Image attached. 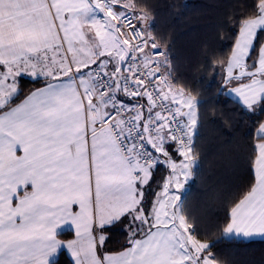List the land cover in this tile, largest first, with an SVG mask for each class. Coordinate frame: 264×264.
I'll return each instance as SVG.
<instances>
[{"label": "snow or ice", "instance_id": "1", "mask_svg": "<svg viewBox=\"0 0 264 264\" xmlns=\"http://www.w3.org/2000/svg\"><path fill=\"white\" fill-rule=\"evenodd\" d=\"M231 23L223 83L255 111L264 0ZM171 55L127 0H0V264H59L63 250L73 264H217L177 194L194 174L199 114L170 79ZM24 76L43 87L17 103ZM257 137L254 183L223 234L264 236V123ZM161 157L171 175L149 201ZM125 222L128 247L106 254ZM62 225L74 239H58Z\"/></svg>", "mask_w": 264, "mask_h": 264}, {"label": "trees", "instance_id": "2", "mask_svg": "<svg viewBox=\"0 0 264 264\" xmlns=\"http://www.w3.org/2000/svg\"><path fill=\"white\" fill-rule=\"evenodd\" d=\"M136 11L147 13L149 31L158 44L170 48V70L175 87L198 100L199 123L194 137L197 158L188 189H181L183 212L197 238L213 243L217 264H264V239L226 238L230 209L254 183V145L264 123V107L255 111L223 92L225 66L236 39L231 21L250 12L256 0H127ZM43 85L29 77L20 80L23 95ZM19 101V100H18ZM17 101V102H18ZM170 169L155 168L150 192L160 188ZM105 253L128 247L126 222L109 233ZM72 238L69 231L60 234ZM59 264H73L63 250Z\"/></svg>", "mask_w": 264, "mask_h": 264}, {"label": "crops", "instance_id": "3", "mask_svg": "<svg viewBox=\"0 0 264 264\" xmlns=\"http://www.w3.org/2000/svg\"><path fill=\"white\" fill-rule=\"evenodd\" d=\"M128 2V1H127ZM225 73H226V67H225ZM40 87H43V85H41V86H39V87H37V88H40ZM231 87H232V85H230V87L228 86V84L226 85V84H224L223 83V85H222V90H223V92H225V93H227V94H229L230 96H232V97H234L235 99H237L238 101H240L239 99H238V97L235 95V94H233V93H231ZM176 89H180V88H177V87H175ZM187 94V93H186ZM23 99H21V100H19L17 103H19L20 101H22ZM197 100V99H196ZM198 101V100H197ZM241 102V101H240ZM259 129V128H258ZM260 142V140L257 142V143H259ZM169 151H170V153H171V155L173 156V159H176L177 161L179 160V159H181V157L179 156V153L176 151V148L173 146L172 148H170L169 149ZM19 154H21V153H19L18 152V155ZM161 159V162L159 163V164H165V163H163V157H161L160 158ZM158 164V165H159ZM168 168H169V166L167 165V164H165ZM170 169V168H169ZM154 172H155V170H154ZM154 172H153V177H154ZM170 173L168 174V176L169 175H171V169H170V171H169ZM167 176V177H168ZM192 178H193V176L188 180V182H187V184L185 185V187L183 188V189H188V183H190L191 181H192ZM167 179V178H166ZM150 189H151V187L150 188H148L147 189V191H146V193H145V195H146V197H147V194H148V192L150 191ZM161 190H162V186L160 187V188H156L155 190H154V192H150V195L149 196H151L150 197V201H152L154 198H155V195L156 194H158L159 192H161ZM181 190V189H180ZM177 194H179V195H181V192L178 190V193ZM74 209L75 210H78V207L77 206H74ZM66 231H69V232H71L72 233V238H62V237H60V234L61 233H63V232H66ZM58 232H59V235H58V239H60L61 241H68V240H71V239H74L75 237H74V230L73 229H71V228H69L67 225H62L61 227H60V229H58ZM224 236L226 237V238H237V239H245V240H253V239H264V236H259V235H257V236H253V237H244V236H237V235H235V234H224ZM125 250V249H124ZM65 251H67V250H65ZM123 251V250H122ZM120 252V251H119ZM67 253L69 254V256H70V253L67 251ZM115 253H118V252H114V253H106V254H115ZM71 257V256H70ZM71 259L73 260V258L71 257Z\"/></svg>", "mask_w": 264, "mask_h": 264}, {"label": "built area", "instance_id": "4", "mask_svg": "<svg viewBox=\"0 0 264 264\" xmlns=\"http://www.w3.org/2000/svg\"><path fill=\"white\" fill-rule=\"evenodd\" d=\"M134 11L137 12L138 14H144V13H142V12L136 11L135 9H134ZM150 24H151L150 20L147 19V27H148V30H149ZM170 79L172 80V77H170ZM172 83H173V80H172ZM173 85H174V84H173ZM125 99H127V98H125Z\"/></svg>", "mask_w": 264, "mask_h": 264}, {"label": "rangeland", "instance_id": "5", "mask_svg": "<svg viewBox=\"0 0 264 264\" xmlns=\"http://www.w3.org/2000/svg\"><path fill=\"white\" fill-rule=\"evenodd\" d=\"M224 76H225V75H224ZM25 77H29V76H25ZM29 78H31V77H29ZM32 79H33V78H32ZM230 85H231V84H228L229 87H230ZM233 94H234V93H233ZM257 131H258V130H257ZM149 201H150V199H149Z\"/></svg>", "mask_w": 264, "mask_h": 264}]
</instances>
